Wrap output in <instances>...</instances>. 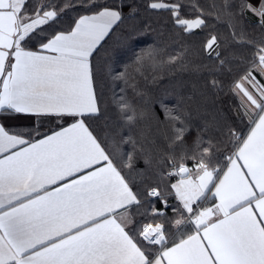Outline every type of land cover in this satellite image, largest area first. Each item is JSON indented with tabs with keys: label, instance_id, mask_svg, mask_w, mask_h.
<instances>
[{
	"label": "snow or ice",
	"instance_id": "1",
	"mask_svg": "<svg viewBox=\"0 0 264 264\" xmlns=\"http://www.w3.org/2000/svg\"><path fill=\"white\" fill-rule=\"evenodd\" d=\"M68 12L72 24L56 27ZM148 13L201 37L211 86L227 79L239 99L238 121L207 139H190V115L160 102L158 156L124 125L90 123L104 114L105 81L127 85L129 67L100 68L94 54L129 19L152 31ZM180 47L151 45L134 63L177 62ZM114 98L135 124L141 114ZM16 114L35 122H5ZM0 116V264H264V0H0Z\"/></svg>",
	"mask_w": 264,
	"mask_h": 264
},
{
	"label": "trees",
	"instance_id": "2",
	"mask_svg": "<svg viewBox=\"0 0 264 264\" xmlns=\"http://www.w3.org/2000/svg\"><path fill=\"white\" fill-rule=\"evenodd\" d=\"M222 2L223 0H199L204 8H210L213 3L219 5ZM75 15V12H68L56 27L67 29ZM145 15L151 24L152 31L140 33L144 21L129 19L115 34L110 35V38L106 37L107 43L104 48L98 54H94L93 63L100 68L106 64H111L119 71H123L124 65L129 67L127 85L119 80L114 83L105 81L102 97L104 114L100 119L91 121L92 126L103 133L108 131L107 127L111 125L114 130L124 125L125 133H127L131 125H127L123 120L118 100L114 98L119 96H124L139 107V114H141L139 117L143 116L144 108L152 110L163 119L160 102L169 107L182 108L191 118L190 139H194L198 131L203 132L205 137L217 136L220 125L225 122H237L235 108L239 102L237 97L229 91L227 79L222 89L211 86L212 80L217 79L219 82V78L211 74L209 67H204L210 62L199 53L201 37L176 35L168 22L167 14ZM211 23L226 41H231L229 29L223 22L217 23L213 19ZM130 31L140 34L126 41ZM151 45L164 47L166 53L171 54L181 52L180 46L184 45L186 51L182 60L174 63L167 62L166 53H161L155 61L144 59L141 63H134L141 49H148ZM108 110L112 111L111 115L107 112ZM144 122H146L143 128L144 143L153 149L155 156L166 152L167 144L161 135L163 126L156 124L154 130L151 127L147 129L148 121L144 120ZM152 141L155 143H151ZM137 166L143 168L144 161L142 160Z\"/></svg>",
	"mask_w": 264,
	"mask_h": 264
},
{
	"label": "rangeland",
	"instance_id": "3",
	"mask_svg": "<svg viewBox=\"0 0 264 264\" xmlns=\"http://www.w3.org/2000/svg\"><path fill=\"white\" fill-rule=\"evenodd\" d=\"M105 57V56H104ZM107 85H109L108 83H107ZM124 97V96H123ZM237 99H238V97H237ZM126 100L129 102V103H131L134 107H135V109H136V111H137V113H139V107H137V105H135L134 103H132V101H130L129 99H127L126 98ZM238 102H239V99H238ZM107 112H110V115H111V110L109 111H107ZM236 112H237V107L235 108V114H236ZM143 116H141V117H138L137 118V120H136V122H135V124H133V125H131V127H130V130H131V134L138 140V141H141V142H144V139H145V137H144V132H143V128H145V126H146V122H144V120H147L148 121V127H147V129H149V127H151L152 128V130H154L155 129V127H156V124H158V125H160L159 124V122L154 118V116H153V111L152 110H149V109H144L143 108ZM147 113V114H146ZM141 127H142V130H141ZM108 128V131H114V127L111 125V126H109V127H107ZM148 133H150V132H148ZM125 134H127V133H125ZM197 135V134H196ZM196 135H195V137H196ZM194 137V138H195ZM209 136H207V137H205V139H207ZM154 154V153H153ZM140 163L142 162V160L141 161H139ZM138 162V165L140 164Z\"/></svg>",
	"mask_w": 264,
	"mask_h": 264
},
{
	"label": "crops",
	"instance_id": "4",
	"mask_svg": "<svg viewBox=\"0 0 264 264\" xmlns=\"http://www.w3.org/2000/svg\"><path fill=\"white\" fill-rule=\"evenodd\" d=\"M3 119L4 117L0 116V120ZM5 122L11 125H31L35 122V117H30L28 114H16L7 119ZM56 123V121L48 120L42 122L44 130H47L49 128L54 129L56 127Z\"/></svg>",
	"mask_w": 264,
	"mask_h": 264
}]
</instances>
